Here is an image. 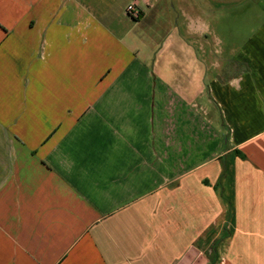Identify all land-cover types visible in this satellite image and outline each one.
Here are the masks:
<instances>
[{"label":"crops","instance_id":"obj_1","mask_svg":"<svg viewBox=\"0 0 264 264\" xmlns=\"http://www.w3.org/2000/svg\"><path fill=\"white\" fill-rule=\"evenodd\" d=\"M0 264H264V0H0Z\"/></svg>","mask_w":264,"mask_h":264},{"label":"built area","instance_id":"obj_2","mask_svg":"<svg viewBox=\"0 0 264 264\" xmlns=\"http://www.w3.org/2000/svg\"><path fill=\"white\" fill-rule=\"evenodd\" d=\"M125 12L132 19H137L140 14V10L138 9L135 3L128 4L126 6Z\"/></svg>","mask_w":264,"mask_h":264},{"label":"rangeland","instance_id":"obj_3","mask_svg":"<svg viewBox=\"0 0 264 264\" xmlns=\"http://www.w3.org/2000/svg\"><path fill=\"white\" fill-rule=\"evenodd\" d=\"M225 54H226V51H221V55H220V57H221L222 60H221L220 62H221L222 64L224 63L223 60H224V58H225V56H226ZM221 67H222V68H221ZM221 67H220V68L222 69V73L225 72V66H221Z\"/></svg>","mask_w":264,"mask_h":264}]
</instances>
